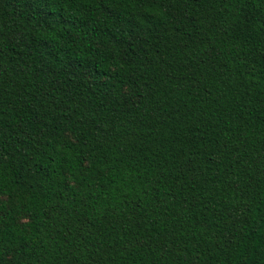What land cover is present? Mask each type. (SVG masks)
<instances>
[{
  "label": "trees",
  "instance_id": "1",
  "mask_svg": "<svg viewBox=\"0 0 264 264\" xmlns=\"http://www.w3.org/2000/svg\"><path fill=\"white\" fill-rule=\"evenodd\" d=\"M0 264H264V0H0Z\"/></svg>",
  "mask_w": 264,
  "mask_h": 264
}]
</instances>
